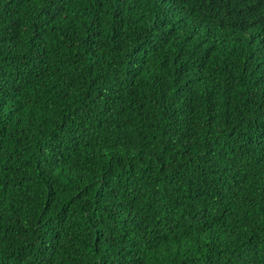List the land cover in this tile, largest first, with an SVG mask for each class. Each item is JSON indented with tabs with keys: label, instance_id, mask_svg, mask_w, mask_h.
<instances>
[{
	"label": "trees",
	"instance_id": "obj_1",
	"mask_svg": "<svg viewBox=\"0 0 264 264\" xmlns=\"http://www.w3.org/2000/svg\"><path fill=\"white\" fill-rule=\"evenodd\" d=\"M0 264H264V0H0Z\"/></svg>",
	"mask_w": 264,
	"mask_h": 264
}]
</instances>
